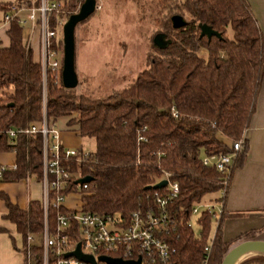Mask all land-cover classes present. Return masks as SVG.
<instances>
[{
  "label": "trees",
  "instance_id": "16d2710c",
  "mask_svg": "<svg viewBox=\"0 0 264 264\" xmlns=\"http://www.w3.org/2000/svg\"><path fill=\"white\" fill-rule=\"evenodd\" d=\"M79 2L61 0L52 13L51 28L56 29V18L75 9ZM21 3L30 6L29 2ZM2 8L9 10L8 5ZM155 9L158 29L151 39L147 67L130 84L96 98L64 89L61 74L58 82L48 76L46 115L53 121L73 116L68 126H76L80 138L94 141V149L79 167L70 163L72 172L78 170L81 177L92 180L82 197L85 211L127 217L152 207L156 190L149 188L167 173L179 186V195L169 206L173 229L165 235L172 264H221L234 247L225 241L222 224L237 217L225 211V204L233 172L246 159L244 133L256 112L264 77L263 32L247 0H156ZM173 15L182 16L186 24L173 28ZM202 25L220 36H201ZM21 33L22 26L12 19L10 43L7 47L0 44L2 132L24 129L42 118L41 67L33 60L31 49L23 45ZM155 39L168 43L162 46ZM54 48L60 51L62 61L61 37L55 39ZM172 107L177 118L170 113ZM139 134L146 142H138ZM238 141H243V147L230 166L226 196L219 199L222 176L215 168L203 166L201 159L231 154ZM9 150L16 154V169L7 170L0 182L28 177L39 181L41 137L19 136L10 144L1 134L0 151ZM216 193L214 201L222 203L223 214L209 244L211 215L200 216L199 237L188 224L191 208ZM1 197L8 210L5 219L15 225L25 245L27 234L42 230L40 203L31 202L21 210ZM56 211L65 213L63 208ZM54 215L52 211L51 218ZM242 234L238 241H249L255 239L256 231ZM238 264H264V256L247 257Z\"/></svg>",
  "mask_w": 264,
  "mask_h": 264
},
{
  "label": "built area",
  "instance_id": "2783aa9c",
  "mask_svg": "<svg viewBox=\"0 0 264 264\" xmlns=\"http://www.w3.org/2000/svg\"><path fill=\"white\" fill-rule=\"evenodd\" d=\"M59 5V1L55 0H36L35 4L26 7L16 3L8 6L9 10L3 17L5 23L16 18L22 27L31 23L39 30L38 62L43 82L42 118L24 129L8 128L4 132L0 130V135L4 134L12 144L19 136L41 137L39 183L42 187V198L39 203L43 216L42 230L39 237L33 233L27 234L22 249L24 264H91L75 257H65L75 251L77 245L83 255L93 258L94 264H107L100 261V257L120 259L124 262L141 259V264H172L171 250L165 241V235L173 229L174 219L170 215L169 206L177 199L179 186L170 181L167 173L161 179L166 181L167 185L160 189L161 192L155 191L152 207L133 211L127 217L83 209L82 197L89 183L76 184V181L83 177L78 170L71 171L70 163L73 161L79 167L89 152L63 146L55 123L47 118L45 110L47 77L51 76L58 82L62 70L61 53L54 48V41L56 38H62L65 20L62 17L56 18V29L50 25L52 13L57 11ZM23 9L28 12L25 18L18 16ZM170 113L172 117L177 118L178 113L174 107L170 109ZM139 141L146 142V139L139 134ZM242 147L243 141H238L233 145L231 154L203 156L201 159L203 166L215 168L222 176L219 199L226 196L230 166ZM15 169L16 164L12 168L0 166V179L7 170ZM66 190L69 191L64 193ZM70 196L74 202L72 206H67L65 202ZM60 208H63L65 213L56 211ZM52 211H55L53 218ZM203 213L219 221L223 214L222 203H198L191 208L190 218L199 217ZM188 226L190 227V223Z\"/></svg>",
  "mask_w": 264,
  "mask_h": 264
},
{
  "label": "rangeland",
  "instance_id": "374dc122",
  "mask_svg": "<svg viewBox=\"0 0 264 264\" xmlns=\"http://www.w3.org/2000/svg\"><path fill=\"white\" fill-rule=\"evenodd\" d=\"M73 10H66L61 17L67 20V13L78 11L80 3ZM156 0H96V10L86 21L75 28V68L78 78L76 92L78 95L104 97L113 90H120L134 80L139 72L147 67V56L151 39L158 26L155 19ZM200 54L205 56V52ZM81 149L91 152L94 141L81 140ZM218 198V193L207 195L202 203H210ZM72 196L65 205H73ZM196 205V204H195ZM199 217L190 218V227L199 237L201 225ZM226 220L222 224L223 236ZM218 221H211L209 244L215 236ZM249 227V226H248ZM261 227V226H258ZM256 227L255 239H264V226ZM250 228L231 233L225 241L230 247L243 242L238 241L242 233L250 232ZM230 231V230H229ZM40 233L35 234L39 237ZM36 237V238H37ZM251 257V256H250Z\"/></svg>",
  "mask_w": 264,
  "mask_h": 264
},
{
  "label": "crops",
  "instance_id": "0c3cea01",
  "mask_svg": "<svg viewBox=\"0 0 264 264\" xmlns=\"http://www.w3.org/2000/svg\"><path fill=\"white\" fill-rule=\"evenodd\" d=\"M55 1L60 2L61 0ZM247 1L264 37V0ZM21 2H29L32 5L36 3V0H0V44L3 47H7L10 43L8 37L10 22H4L3 17L6 12L2 6L23 4ZM27 14V10L23 9L18 16L25 18ZM21 38L23 45L31 49L33 60L38 62L40 58L38 28L27 23L22 27ZM72 118L73 116L59 118L54 121L55 127L63 146L81 149L82 138L79 137L76 126H68V121ZM244 140L248 146L246 159L242 167L234 170L226 198L225 211L237 216L225 222L226 229H228L225 230L226 236L224 235L226 240L229 234L238 232L237 230L246 228L255 230L258 226H264V77L256 112L252 117L250 127L244 133ZM15 164L16 154L13 151H0V166L12 168ZM1 196L6 197L12 205L19 209L26 210L29 203L40 202L42 187L35 177H28L13 183L0 182V264H24L23 237L17 232L15 225L5 219L8 210Z\"/></svg>",
  "mask_w": 264,
  "mask_h": 264
},
{
  "label": "water",
  "instance_id": "95a60500",
  "mask_svg": "<svg viewBox=\"0 0 264 264\" xmlns=\"http://www.w3.org/2000/svg\"><path fill=\"white\" fill-rule=\"evenodd\" d=\"M96 10V0H84L77 12L70 14L62 27V40H63V56H62V70H61V82L62 86L66 90L76 89L78 85V78L75 70V28L81 21L87 19ZM171 23L173 28H180L186 24L184 18L180 15H173L171 17ZM201 36H220V34L211 29L207 25L201 26ZM155 42L165 46L168 41H159L155 39ZM92 180L90 177H84L76 181V184H88ZM167 185L166 181H161L149 189L160 190ZM257 251L264 256V241L262 240H249L244 241L234 246L224 257L221 264H238L246 258H241L244 254ZM255 256V255H253ZM65 257H75L76 259L85 263L94 264V260L90 256H85L80 252L79 245L76 250L66 254ZM250 257V256H249ZM100 261L107 264H141V259L135 262H124L120 259H112L107 257H100Z\"/></svg>",
  "mask_w": 264,
  "mask_h": 264
},
{
  "label": "bare ground",
  "instance_id": "6f19581e",
  "mask_svg": "<svg viewBox=\"0 0 264 264\" xmlns=\"http://www.w3.org/2000/svg\"><path fill=\"white\" fill-rule=\"evenodd\" d=\"M256 254H260V252H257V251H251V252H248L246 254H244L241 258H247L249 256H253V255H256Z\"/></svg>",
  "mask_w": 264,
  "mask_h": 264
}]
</instances>
